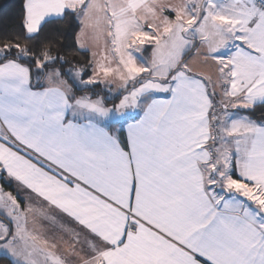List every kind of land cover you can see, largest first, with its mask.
Segmentation results:
<instances>
[{"label": "snow or ice", "instance_id": "6c2138e0", "mask_svg": "<svg viewBox=\"0 0 264 264\" xmlns=\"http://www.w3.org/2000/svg\"><path fill=\"white\" fill-rule=\"evenodd\" d=\"M0 29V264H264V0H19Z\"/></svg>", "mask_w": 264, "mask_h": 264}, {"label": "trees", "instance_id": "16d2710c", "mask_svg": "<svg viewBox=\"0 0 264 264\" xmlns=\"http://www.w3.org/2000/svg\"><path fill=\"white\" fill-rule=\"evenodd\" d=\"M19 0H0V29L5 26L11 27L15 22Z\"/></svg>", "mask_w": 264, "mask_h": 264}]
</instances>
